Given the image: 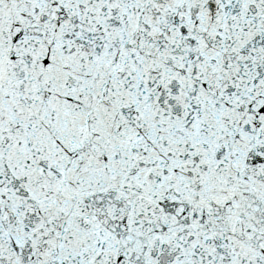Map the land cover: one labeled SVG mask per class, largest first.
Returning a JSON list of instances; mask_svg holds the SVG:
<instances>
[{"label": "snow or ice", "instance_id": "1", "mask_svg": "<svg viewBox=\"0 0 264 264\" xmlns=\"http://www.w3.org/2000/svg\"><path fill=\"white\" fill-rule=\"evenodd\" d=\"M0 264H264V0H0Z\"/></svg>", "mask_w": 264, "mask_h": 264}]
</instances>
